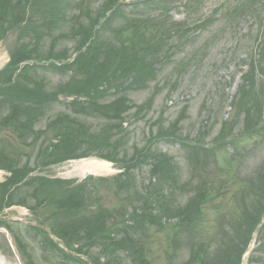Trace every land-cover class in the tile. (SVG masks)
Instances as JSON below:
<instances>
[{
    "label": "rangeland",
    "instance_id": "obj_1",
    "mask_svg": "<svg viewBox=\"0 0 264 264\" xmlns=\"http://www.w3.org/2000/svg\"><path fill=\"white\" fill-rule=\"evenodd\" d=\"M38 1L0 0L5 8L11 11H15L19 6H27L25 13L28 16H35L40 19L46 7L38 4ZM116 1L105 0L101 6L98 5L99 0H70L69 2H62L60 6L64 9L65 21L60 19V23L52 24L50 27V33L56 38L53 40L55 43L54 52L58 53L57 51L62 50L67 51L68 55L73 54L76 44L81 39L79 36H72L71 34L66 37L71 30L78 28V24L73 23L69 17L88 12L89 19L85 21L80 19V23L84 27L91 28L94 23L99 21L98 18L100 16L108 13L110 7L105 6L111 5ZM129 1L119 0L116 7H119L122 2ZM177 1L179 2L180 0H175V3H169V6L172 7L171 10H173L171 17L176 19L175 21H182L185 15L182 7L176 4ZM204 1L210 4L209 6L204 5V8H217L215 12L221 10L219 12L220 16L225 13L224 7L228 2L231 3L229 5L231 9L236 5L241 7L234 9L237 15L233 17L232 21L226 22L220 18V22L216 25V28H207L206 31H203L204 33H196L195 36L206 37L204 39L200 37L195 40L194 43L183 49L180 55L174 56L168 61L164 70L158 73V79L156 80L158 86H153L148 91L137 92L130 96L134 102L132 104L142 107V110L133 106L134 108L124 115V122L127 124L126 128L129 133L125 139L127 143H124V146L127 147V160H130L129 158L133 154L134 146H138L139 144L138 148L141 149L153 143V140L149 143L147 142L151 130L154 134H157L159 129H161L165 135H174L172 132L174 131L178 137L182 135L183 138L187 139V141L180 140L179 143H173L171 147H168L162 141L161 144L153 148L160 155L166 151L167 159H171V162L174 164H172L173 168L169 170V177L165 179V177L161 176L163 182H160L161 187L157 188L158 190H164L165 193L170 182L177 184L178 188L181 186V183L191 182L192 185L198 183L196 179L194 180V175H191L188 171L196 170L199 165H194V163L190 165V162L186 160L188 155L183 151L186 148L181 147V144L182 146H190V144L197 142L198 145H206L207 148H216L215 154L204 160L211 162L207 166L209 170L219 168L228 172L229 170L233 172L238 171L242 177L251 181L257 175L264 177L263 174H260L264 170V154L259 156L257 153L261 150V147L258 146L259 139H248L240 132L244 126L245 118L257 117L262 121L264 120V46L260 49L249 41L251 36L260 35L258 34L259 30H264V28H261L264 27V17L255 19L252 16V12L256 6L264 11V0H237L235 3H232L235 0ZM68 3L72 5L82 3V9L76 10V12L72 11L68 8ZM122 19H125L124 12H122ZM122 19L119 22L122 23ZM11 21L13 22L5 21V23L0 24V72H3V74H0L1 82H8L10 80L9 73L13 70V67L6 69V66H8V62L10 61L11 52H14L15 47L20 46L19 42H24L26 38L23 36L25 38L20 39L19 35L23 33H21L20 29H17L16 21ZM36 25L41 32L47 30L48 24L46 19L38 20ZM167 28L170 30V34H172V29L168 27V24H165L163 29L166 30ZM158 30H161V28ZM44 40L45 37L42 36L40 43L37 45L41 50L46 49L42 46L47 44ZM171 40L178 50L180 41L178 39ZM16 42H18L17 46ZM36 42L38 43L37 40ZM32 46L35 45L32 44ZM39 54L46 56L45 52L39 51ZM38 61H30V66L33 67L28 70L27 76H33L34 79L43 84V88L48 93L58 96L62 104L68 105L75 98H77L76 101L87 102V98L83 96L75 95L70 98L61 92L60 85L66 82V79L62 77V73L51 75L40 68V72L35 76L32 70L36 67ZM28 64L23 62L22 66ZM45 65L48 66L49 64ZM106 87V85H103V89L101 90L108 95L114 93V90ZM9 93L11 98L22 96L21 92L17 90H10ZM152 98H154L153 101H150ZM185 107L187 110H183ZM8 113L9 111L0 112V264H25L24 261H27V264H29V261H32V264H48L44 262V259L43 262L41 261L43 252H41L40 243L43 240V236L45 237L46 234H50L47 237L48 240H44V243L45 245L51 243L56 246L59 241L58 239L53 240V230L64 233L60 236L68 241L69 248L67 254L60 253V255L53 249L49 250L47 252V260L49 259L48 262L50 264H64L63 262L65 264H84V262L79 260V255L83 260L90 258V263L92 264H131L125 259V255L117 250H114L111 255L107 253L102 255L97 249L92 250L87 246L83 248V243L80 245L76 242V231L79 226L77 220H80L82 217L80 212V216L73 217L68 221L65 218L58 219V217L53 219L52 212L58 213L64 210L58 206L62 204L66 194L60 193L58 190L69 188L68 184L61 182H70L72 183V187L77 188L84 180L72 172L75 165H78L80 161L71 159L82 157L83 154L80 155V153L85 152V150L73 153L71 156L69 154V158L67 159L69 161L51 166H37L35 164L38 161V150L40 147L44 149L50 140L52 142L54 134L46 132L44 137L39 140L37 148L26 147L22 145L19 135L15 131V129L24 128L21 125L24 119L20 118L17 123L13 122L10 118V121H8L6 119ZM59 114L51 115L52 117L49 121L56 119ZM69 114L72 115L71 112ZM180 115L184 119L181 118L182 121H180L178 127L172 126V123L177 121ZM88 120L83 124L90 132V136H94L97 132L102 131V127L106 124L104 121L98 119ZM225 120H228L230 124L236 123L235 129L233 126L234 131L229 127L226 130L223 129ZM47 122L48 119L45 118L42 124L37 126L36 130L45 128ZM32 138L33 136L28 137V139ZM230 139H233L232 142L229 141ZM20 151H23V155H21ZM104 152L108 153V150L105 149ZM97 154L96 152H92L87 155L86 159H91V157ZM159 157V159L164 160V157ZM42 159L43 157H41L40 161ZM115 166L113 169H115ZM165 166L167 167L166 164ZM120 172L121 170H115L106 176H101L108 179L106 182L91 180L88 182V187L93 188L91 189V191H94L93 202L100 204L97 208L105 210L106 215L112 219L111 221L123 222L129 226L126 223L127 221L130 224H134L135 222L134 219H131L132 211L137 209L138 206L135 201L139 200L138 197L141 193L146 195V192L150 190H147V188L150 187L149 184L151 183L148 180L149 176L145 173L144 176H138L137 181L133 180V184L137 186L135 189L127 193L125 191L117 193L115 181L112 178L117 177ZM222 176H216L217 184L222 183ZM261 183L262 187H264V183ZM26 184H29L30 187H27ZM85 185L87 183L84 184V187ZM237 186L233 187L232 183L230 185L227 181L222 186V191L226 192L228 197L224 201L222 199L218 201L226 207L229 206V209L234 208L235 211L238 210V207L229 196H235L234 194L239 189ZM54 196L60 197L59 202L56 203L57 205L52 202L48 203ZM168 196L171 195L168 194ZM45 197H47V207L38 206L37 204L42 203ZM124 198L127 200L128 205L126 206L125 201H123ZM187 198V195H182L176 201L177 203L179 201L181 204ZM54 200L56 199L54 198L52 201ZM10 205L14 206L9 209L8 213L1 212L4 207H9ZM251 206H247L250 208L248 210V215L250 216L253 215L252 212L257 213V210L254 209L255 207ZM204 209L207 214L205 217L210 216L211 207L206 205ZM137 210L139 214L142 212V209ZM85 211H87L86 208L85 210L81 209V212ZM232 216L233 214L228 217L230 222L232 221L237 224L242 221V219H236L235 221V217ZM82 218L84 219L85 217ZM56 221H59L60 224ZM201 222L206 224L207 220L201 218ZM26 226L32 227L29 228L30 232H28ZM85 226L89 227V224L87 223ZM91 227L94 228L93 226ZM137 228L138 232L136 231ZM128 231L127 235H123V233L120 235L123 239L118 240L117 246L130 247L131 252L135 255V247L131 246L145 244L142 251L147 262H153L154 260V264H174L177 260L176 264H182L188 259L187 253L181 249L175 251L178 258L174 262L171 261V250L169 251L170 256H167L166 253L169 250L170 241L168 237L171 233L169 227H166L161 233H157L156 229L149 228V241H146V243L144 242L145 237H138V233H141L140 227L133 225ZM210 234L211 228H208L205 235L211 237L212 235ZM181 238L180 244L187 247V236L184 235ZM248 241L246 248L250 247L251 250L254 247L255 239L250 236ZM251 241L253 242L250 243ZM235 243L237 244L238 242ZM60 247L63 248L62 246ZM76 249L81 253H77ZM85 251L86 255H84ZM236 252L238 251L229 250V262L225 261L224 264H242V254ZM209 253H212V251ZM245 262L248 264V258ZM219 264L223 263L220 262Z\"/></svg>",
    "mask_w": 264,
    "mask_h": 264
},
{
    "label": "trees",
    "instance_id": "obj_2",
    "mask_svg": "<svg viewBox=\"0 0 264 264\" xmlns=\"http://www.w3.org/2000/svg\"><path fill=\"white\" fill-rule=\"evenodd\" d=\"M26 1V0H25ZM35 1V0H34ZM117 0L111 5L105 6L114 8L117 5ZM38 4H42L43 7H48L50 9L49 13L45 10L41 18H34L28 16L25 13L27 6H19L15 11L5 8L3 3L0 2V24L5 23V21L13 22L16 21L17 29L22 30V28H28L32 36L27 37L25 32H22L25 37L24 42L20 43L13 52V63L16 66L20 65L25 61L39 60L38 63L42 64L45 62H50L49 65H39L32 70L33 74L36 76L40 72V68L48 73H62L66 77V82L60 85L61 92L83 96L87 98V103H82L80 101H73L68 104L69 109L73 111L72 115L67 112L60 114L59 118L48 125L49 130L56 131L58 133L55 138L59 141L57 144H53L51 150L47 148L44 152L43 157L51 163H58L64 161L81 150L82 156H87L94 151H99L102 158L117 162L120 166L126 169L124 174V179H120L117 183L119 192L130 191L136 188L133 184L135 181L134 171L141 165H149L152 168L151 172L158 181L163 182L161 176L165 179L170 173L169 170L173 168L169 160L165 159V156L155 152L152 147L146 146L143 148H138L134 146L133 154L127 160V147L124 146L125 139L128 133L123 129L121 124L115 123L119 120L123 114L129 112L131 105L129 104L130 98L129 94L134 92L133 90H138L139 87L146 88L151 84V80L154 79L156 74V69L154 65L163 62V56L167 59V47L168 42L171 44V39H178L183 43L188 42V33L193 27H197V22H185L177 23L174 21H167V3L166 0H149L143 3H138L132 5V8L128 10L125 14V24L124 26L112 30L109 20H106L104 24L101 25L100 19L104 15L100 16L99 21L94 23L93 27H84L80 23V19L85 21L84 18L89 19L88 14L77 15L72 22L78 24V28L71 30L67 35H77L81 39L76 44L73 54H77L76 58L69 63L73 54L68 55L67 51L59 50L58 53L54 52L55 43L52 41L51 45L45 49L41 50L38 48V44L41 38L38 37L39 33L36 31L35 23L43 19H46L48 24L46 35L50 34V27L52 24L60 23V14L58 0H39ZM140 2V1H139ZM142 5V8H139ZM185 7L191 9L190 4H184ZM143 9V10H142ZM165 12H163V11ZM87 11V10H86ZM123 5H119L118 11L113 12L111 19L122 17ZM191 10H189V15H191ZM101 15V14H100ZM27 17H29L27 19ZM59 18V20H57ZM28 20V21H27ZM165 24H168L173 31L170 34V30L167 28L164 30ZM161 30H158L160 29ZM16 29V28H15ZM103 30V33L100 31ZM108 31L112 32L113 36H107L105 34ZM20 38V39H21ZM68 40V38H66ZM38 41V43L36 42ZM55 40V39H53ZM34 44L35 46H32ZM173 48H171L172 51ZM40 52H45L46 56L39 54ZM64 55V56H61ZM172 52L167 60L171 58ZM163 59V60H162ZM45 60V61H42ZM33 66H26L22 73H20L16 79L13 81L9 87H0V93L6 95L8 90H18L22 95L19 97L20 102L25 101V95L28 96V100L32 104L25 106V112L22 116H29L28 125L22 124L25 129L32 130L34 128V123H39L42 116H46L53 111L54 101H51L55 94L48 93L44 88L43 84L39 81H35L34 77H28L27 72ZM8 68H11V65ZM71 72V76L67 77L68 73ZM9 73V72H8ZM3 74V73H2ZM12 71L9 73V83L12 81ZM7 84V83H6ZM103 85L108 87H114L116 93L115 100L105 101L106 92L102 91ZM55 99V98H54ZM9 105L10 110L13 112V118L18 114L19 108L12 102V100L7 96V99L0 100V109ZM22 111V109H21ZM19 113V117L21 115ZM11 112V114H12ZM10 114V116H11ZM10 116L8 118H10ZM90 116H100L106 119L105 130L98 135L90 136V132L87 130L86 126L83 124L87 121ZM181 119L177 122L179 123ZM15 122L19 121V118L14 119ZM172 126H177L176 123ZM33 123V124H32ZM32 127V128H31ZM178 127V126H177ZM34 132V131H33ZM29 132V133H33ZM174 136L175 133L172 131ZM167 136L164 132L159 129L157 138L164 139ZM115 137V138H114ZM179 140L178 138H176ZM170 141V140H168ZM108 150V154L104 150ZM189 153V160H193L196 165V161L199 163V156H202V147L192 146L191 149H187ZM207 151V150H206ZM106 153V154H104ZM164 157V160L159 159ZM167 165V167L165 166ZM204 162H202L196 170H191L192 174H198L199 179L201 176L207 174L204 169ZM173 177V176H172ZM184 184V188H185ZM174 187L177 184L172 183L169 185L170 192L164 193L161 190L160 198H146L140 194V201H142L143 214L140 216L142 227L145 224H151L162 228L163 222L170 220L172 218L177 219V222L171 226L175 232L171 238L173 243V249L180 244V238L183 231L186 229L191 232L193 236L191 239V259H195L197 262L204 264V257L202 251L206 249L203 244L198 241L199 237V224L198 221L202 215L199 211L200 203L204 200L208 201L212 196L204 189L198 188L197 194L194 200H191L187 205L186 209H179L175 206ZM208 189L209 187H205ZM158 191V190H157ZM156 191V192H157ZM252 193V192H251ZM254 194V193H252ZM83 201V195L80 192L70 193L66 198V202H63L60 208L72 211L71 214L68 213H54L53 218H65L66 221L77 217L79 215L78 209ZM68 207V208H67ZM157 212V213H155ZM74 216H70V215ZM257 221V218H256ZM78 228L82 225V220H77ZM88 223L94 228L91 229L93 233L105 232L110 228L107 227L106 222L103 219V214L99 213L96 216V225L94 220H89ZM116 225L112 227L115 228ZM248 234L249 231L247 232ZM238 234H242L241 231ZM176 236V237H175ZM176 238V242L174 240ZM224 244L226 253L221 254V256L214 260V262H229L228 260V250H230L228 244H233V241L228 238H224ZM206 253V250L203 251ZM190 259V260H191ZM203 260V261H202ZM187 264H193L192 261Z\"/></svg>",
    "mask_w": 264,
    "mask_h": 264
},
{
    "label": "bare ground",
    "instance_id": "obj_3",
    "mask_svg": "<svg viewBox=\"0 0 264 264\" xmlns=\"http://www.w3.org/2000/svg\"><path fill=\"white\" fill-rule=\"evenodd\" d=\"M111 168L108 164L97 162V161H91V162H83L79 165H77L74 169V172L78 173H91L95 175L100 174H109L111 173Z\"/></svg>",
    "mask_w": 264,
    "mask_h": 264
}]
</instances>
